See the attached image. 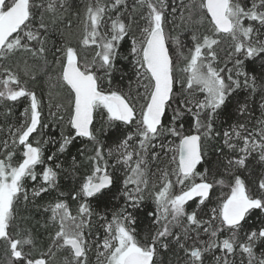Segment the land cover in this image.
Segmentation results:
<instances>
[{
	"label": "snow or ice",
	"instance_id": "6c2138e0",
	"mask_svg": "<svg viewBox=\"0 0 264 264\" xmlns=\"http://www.w3.org/2000/svg\"><path fill=\"white\" fill-rule=\"evenodd\" d=\"M68 9V0H0L5 120L27 101L19 122L0 126V264H91L93 250L96 264H163L161 253L175 264H208L209 256L211 264H264L256 252L264 247V114L252 123L244 103L237 108L244 121L219 126L241 90L259 91L264 110V74L258 83L249 71L257 62L264 71V0H85L77 31ZM177 18L196 26L190 46L167 28ZM60 24L53 50L49 33ZM121 59L133 68L126 91L113 83ZM30 61L51 65L50 87L63 90L46 116L21 76L36 78ZM112 129L115 147L105 151L100 137ZM78 140L89 142L79 151L91 174L66 193L61 177L80 166L70 151ZM210 152L216 166L202 167ZM253 154L261 174L250 180ZM117 185L123 204L110 215L95 212ZM21 205L41 220L18 223ZM144 221L150 227L141 239Z\"/></svg>",
	"mask_w": 264,
	"mask_h": 264
},
{
	"label": "trees",
	"instance_id": "16d2710c",
	"mask_svg": "<svg viewBox=\"0 0 264 264\" xmlns=\"http://www.w3.org/2000/svg\"><path fill=\"white\" fill-rule=\"evenodd\" d=\"M85 0H68L69 3V9L66 13V16L68 17L70 23L72 24V28L74 31L78 30V24H79V17L77 16V11H82L83 4ZM187 2V0H186ZM198 2V0H197ZM129 5L131 6L134 3V0H128ZM198 18V17H196ZM196 27L191 24H184L179 22L177 24H174L173 22L167 26L168 30L171 31V34L173 36L179 35L181 40L184 42L186 46H190V32L193 30V28ZM206 27V24H205ZM205 27L199 28V31L203 32L205 30ZM60 30H63V24H60L58 26V30L50 31L49 33V48L54 50V47L60 43ZM73 46H77L75 43ZM122 49V55H127V46L125 44L121 45ZM228 49V42L225 41L221 45V50L219 51V55L221 58L225 55L226 51ZM81 57L87 56L89 59L92 55L91 49H79ZM172 54L175 55L174 49H172ZM130 59V58H129ZM49 60H52L51 55L49 54ZM22 61L21 57H16L13 60V63H20ZM30 63H35L36 67L33 69V72L35 73L36 78L30 79L29 77H24L23 73L21 72L22 79L28 80V87L34 91H36L38 97L42 99V106L44 108V114L47 115L48 112V105L51 103L53 105V111H55V106L59 103L63 102V90L59 87H50V82L48 79L49 75H54L52 72L51 65L48 66L47 69H45L42 65V62L38 61H30ZM182 66V65H181ZM222 66V65H221ZM118 67L120 68V71H117L113 75V83L121 88H124V90H127V84H128V77L132 75L133 68L132 65L123 59H121L118 62ZM255 68V71H250V75H256L259 83V77L264 74V71H262L261 63L257 62L253 65ZM177 74H179V69H177ZM123 77V79L121 78ZM54 82V81H53ZM51 92V98L49 97V93ZM234 99L232 100V105L228 111L227 114L221 117L219 121L220 127H227L228 123H236L237 121H244L246 118L241 117L239 113L237 112V108L241 106L244 103L248 104V110L251 113V122L254 123L257 119H260L262 117V114H264V110L260 108V104L262 102V94L257 91L255 96L250 97L248 90H241L238 94H234ZM26 100L19 102L18 106L13 109V114L5 120V118L2 115V109H0V126L7 124H13L19 122L22 117L20 113L23 111V106L25 105ZM95 126L97 128L100 127L101 124H103V120L97 119L95 122ZM251 126V123L250 125ZM58 130V129H57ZM112 130H108L107 135L101 134V139L105 143V151H107L108 147H115L114 140L109 139L108 137L112 136ZM2 138V137H0ZM75 147H71V156L77 157L78 163H80V166L76 172L75 175H69L68 172H65L62 174L61 177V190L65 191L66 193H70L72 190L78 188L79 184L83 180V178L89 174H91V165L88 162H83V157L80 155L79 149H84L85 152H87V147L90 146L89 142L87 141H76ZM91 154V153H88ZM71 156H67L63 160L65 168L71 169L72 162H71ZM208 160L210 161L209 164H206L202 167H215L216 166V159H215V153L210 152L208 156ZM251 160V166L248 170V172L244 173L245 176H248L250 180H255L256 176L261 174V168L260 165L257 163V156L256 154H253V157L250 158ZM112 161L110 160V163ZM111 171V169H110ZM114 175H119L118 173H114ZM220 189H214L213 195L211 199L213 201L216 200V196L220 194ZM223 191H227V189H223ZM69 200V203L73 210H75L76 202L71 201L70 196L65 197ZM146 203L149 206V209L152 207L151 201H146ZM195 203V201L191 202ZM123 204V197L120 194V185H117L115 189H113V195L109 197L107 201V207H105L104 203H101L100 205H93L95 212L101 213V214H111V211L120 207ZM146 210V209H145ZM141 215L140 219L143 220V215ZM17 216H18V223L23 224V221L20 220V217H29L32 219V222L35 223L36 220H41L40 214L36 211L35 208L28 206L25 207L21 205L17 209ZM94 221L96 220V217H93ZM251 223L253 224H259V220L254 216L251 220ZM150 225L147 221H144L141 223L138 227V238L143 237L144 233L149 229ZM98 229L94 228L93 231H97ZM101 236L103 235L102 229L99 230ZM43 235V230H41V236ZM257 255L259 256L262 252H264V247L257 246L256 249ZM63 255V254H62ZM163 264H175L176 257L173 256L171 253H161ZM0 257H3V250L0 248ZM211 256L208 257V264H211ZM90 262L91 264H96V257H95V251L93 250L92 253H90Z\"/></svg>",
	"mask_w": 264,
	"mask_h": 264
},
{
	"label": "rangeland",
	"instance_id": "374dc122",
	"mask_svg": "<svg viewBox=\"0 0 264 264\" xmlns=\"http://www.w3.org/2000/svg\"><path fill=\"white\" fill-rule=\"evenodd\" d=\"M179 22V18L173 21L174 24H177Z\"/></svg>",
	"mask_w": 264,
	"mask_h": 264
},
{
	"label": "flooded vegetation",
	"instance_id": "af4514ba",
	"mask_svg": "<svg viewBox=\"0 0 264 264\" xmlns=\"http://www.w3.org/2000/svg\"><path fill=\"white\" fill-rule=\"evenodd\" d=\"M35 92H36V91H35ZM26 106H27V101H26L25 105L23 106V108L26 107Z\"/></svg>",
	"mask_w": 264,
	"mask_h": 264
}]
</instances>
